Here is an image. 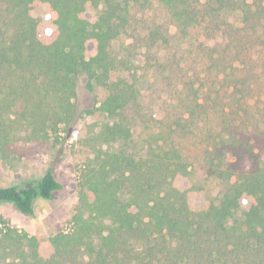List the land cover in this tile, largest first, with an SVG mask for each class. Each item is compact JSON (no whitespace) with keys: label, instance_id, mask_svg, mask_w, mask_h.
<instances>
[{"label":"trees","instance_id":"obj_1","mask_svg":"<svg viewBox=\"0 0 264 264\" xmlns=\"http://www.w3.org/2000/svg\"><path fill=\"white\" fill-rule=\"evenodd\" d=\"M85 116L121 146L79 167L67 230L0 217V264H264V0H0V160ZM188 147L224 185L218 202L182 186ZM60 188L50 166L0 185V203L31 214Z\"/></svg>","mask_w":264,"mask_h":264},{"label":"rangeland","instance_id":"obj_2","mask_svg":"<svg viewBox=\"0 0 264 264\" xmlns=\"http://www.w3.org/2000/svg\"><path fill=\"white\" fill-rule=\"evenodd\" d=\"M150 12H155L160 17L163 9L152 3L147 8V14ZM34 14L46 18V7L35 9ZM224 17L235 25L240 21V13L237 10L225 12ZM169 27L170 31L174 32L175 26L171 24ZM129 42L131 40L127 39L124 43ZM120 46L121 43L115 44L117 51L122 49ZM134 59V66L141 73L139 68L142 64L141 52L136 54ZM145 86L143 79L140 81L143 92ZM77 104L80 108L92 104V93L87 91L83 80H80L77 86ZM101 123L102 120L99 117L85 116L79 121L74 131L66 134L61 132V136H64L61 142L20 141L15 159L7 163L0 160V185L38 177L51 166L61 188L53 194L51 199L36 200L31 214L19 212L10 203H0V217L29 234H38L41 237L67 230L78 201L79 167L84 161L93 157L98 149L115 150L121 146L118 142H103L95 139L96 131ZM132 149L134 152L138 151L131 145L130 150ZM187 154L190 164L189 174L182 181V186L201 185L206 195L218 202L224 191V185L219 180L205 174L201 161L195 156L194 148L188 147Z\"/></svg>","mask_w":264,"mask_h":264}]
</instances>
